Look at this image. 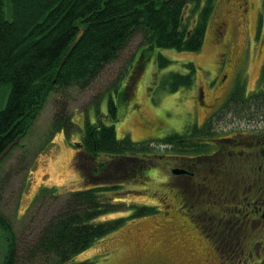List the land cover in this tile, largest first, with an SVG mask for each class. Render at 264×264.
I'll return each instance as SVG.
<instances>
[{
	"label": "trees",
	"instance_id": "trees-1",
	"mask_svg": "<svg viewBox=\"0 0 264 264\" xmlns=\"http://www.w3.org/2000/svg\"><path fill=\"white\" fill-rule=\"evenodd\" d=\"M215 1L8 0L12 14L6 20L4 0H0V88L5 90L0 108V153L26 135L50 93L62 97L55 102L50 132L75 129L68 99L63 98L65 89H86L136 35L145 50L156 46L198 51ZM142 63H136L130 82L123 87L124 102L130 97V84ZM168 63L165 57L157 56L160 68ZM186 66L187 73L171 72L158 79L157 87L167 92L190 87L195 67L191 62ZM257 84L263 85L246 94L244 83H236L219 112L264 119V61ZM117 109L118 101L109 96L105 117L109 123L98 111L94 123L86 122L77 147L78 157L90 158V162L77 163L86 187L69 191L31 240L19 241L0 212V231L6 241L1 264H91L89 260L75 263L73 259L124 223V217L105 221L97 218L120 209L123 204L112 199L122 183L141 177L154 163L150 159L151 142L117 139ZM178 136V132L169 133L157 142L178 147ZM47 194L57 198L58 192L42 187L35 201L44 200ZM155 211L154 206H137L129 217Z\"/></svg>",
	"mask_w": 264,
	"mask_h": 264
},
{
	"label": "rangeland",
	"instance_id": "rangeland-1",
	"mask_svg": "<svg viewBox=\"0 0 264 264\" xmlns=\"http://www.w3.org/2000/svg\"><path fill=\"white\" fill-rule=\"evenodd\" d=\"M227 1H215L198 51L156 46L145 50L140 36L136 35L86 89H65L63 98L68 99V110L75 129L67 133L50 132L55 102L62 97L56 93L48 95L26 135L0 162V212L19 241L31 240L59 208L69 191L86 187L77 163L90 158L85 159V155L78 157L75 145L81 140L86 122L96 121V111L108 122L105 118L107 99L111 96L115 102L118 101V120L114 123L117 139L129 137L133 142H152L154 147L150 159L154 164L141 177L122 183L112 199L114 203L123 204L120 209L103 213L97 218L105 221L124 217V223L95 240L73 261L89 260L91 264H200L203 261L207 248L195 245L194 231L187 224H182L180 215L174 210L164 212L166 208L160 203V154L173 152L162 142H155L169 133L189 131L196 117L201 122L207 109H199L200 97L208 109L212 107V111L217 103L225 100L236 83H244L246 94L263 85L257 82L264 61V0H249L254 6L247 12V34L244 30L238 32L236 25L242 18V9L237 8L242 2ZM231 10L235 14L229 13ZM223 20L226 21L224 31L218 27ZM254 32L257 38L252 37ZM244 34L249 39L245 40L243 58L224 67L220 58L222 44L233 41L240 48ZM221 38L223 42H218ZM158 55L169 60L165 67L158 66ZM189 62L195 67L194 82L190 87L173 92L157 87L158 79L171 72L187 73L186 64ZM136 63H142V66L136 71L138 75L128 91L130 97L124 102L123 87L130 82ZM113 84L117 86L114 89ZM4 101L5 90L0 88V108ZM229 119L230 116L226 117L229 123L213 120L214 132L222 134L229 131L228 126L232 123ZM236 124L242 125L243 122ZM42 187L58 192L57 198L47 194L44 200L35 201ZM137 206H154L157 211L142 217H129ZM5 249L6 241L0 231V264Z\"/></svg>",
	"mask_w": 264,
	"mask_h": 264
},
{
	"label": "flooded vegetation",
	"instance_id": "flooded-vegetation-1",
	"mask_svg": "<svg viewBox=\"0 0 264 264\" xmlns=\"http://www.w3.org/2000/svg\"><path fill=\"white\" fill-rule=\"evenodd\" d=\"M238 1L242 18L236 25L246 33L254 5ZM225 25L223 20L218 27L224 31ZM246 34L240 48L233 41L222 44L224 67L243 58ZM224 101L211 111L201 99L199 109H207L202 121L196 117L189 131L178 132V147L165 146L173 153L160 154V203L194 231L195 245L207 248L200 264H264V119L218 114ZM228 116L229 131L216 134L213 120L229 123Z\"/></svg>",
	"mask_w": 264,
	"mask_h": 264
},
{
	"label": "water",
	"instance_id": "water-1",
	"mask_svg": "<svg viewBox=\"0 0 264 264\" xmlns=\"http://www.w3.org/2000/svg\"><path fill=\"white\" fill-rule=\"evenodd\" d=\"M4 11H5V17L6 20H10L11 18V14H12V9H11V5L9 4L8 0H4ZM81 31L78 33V35L76 36V39L79 37ZM17 143V139H15L12 143H10L1 153H0V160L2 159V157H4V155L9 151V149Z\"/></svg>",
	"mask_w": 264,
	"mask_h": 264
}]
</instances>
